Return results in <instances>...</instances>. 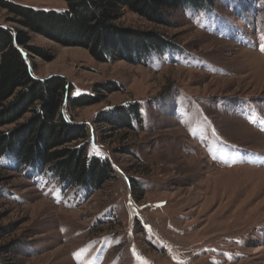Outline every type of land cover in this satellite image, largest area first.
Listing matches in <instances>:
<instances>
[{
    "label": "rangeland",
    "instance_id": "rangeland-1",
    "mask_svg": "<svg viewBox=\"0 0 264 264\" xmlns=\"http://www.w3.org/2000/svg\"><path fill=\"white\" fill-rule=\"evenodd\" d=\"M117 24L170 45L141 63H99L77 44L28 33L51 58L22 49L32 77L72 86L60 112L85 126L87 158L111 174L95 189L1 157L0 264H264V0L169 11L162 25L124 10ZM0 26L19 29L1 8ZM95 95L101 103L72 110V99ZM122 107L138 111L132 130L104 120Z\"/></svg>",
    "mask_w": 264,
    "mask_h": 264
},
{
    "label": "trees",
    "instance_id": "trees-1",
    "mask_svg": "<svg viewBox=\"0 0 264 264\" xmlns=\"http://www.w3.org/2000/svg\"><path fill=\"white\" fill-rule=\"evenodd\" d=\"M216 0H64L66 9L54 12L0 0V8L13 15L19 29L0 26V127L14 123L27 113V126L0 135V158L9 155L21 165L50 167L59 179L99 189L110 179L109 164L87 158L84 125L68 122L60 110L72 86L64 78L34 79L22 49L50 61L42 51L28 46V33H48L60 43L77 44L99 63L143 60L170 45L157 33L126 31L119 24L127 10L155 25L165 22V13L188 7L200 9ZM117 91L115 87L106 90ZM102 102V97L79 96L71 100L72 110ZM136 107L114 110L104 118L111 127L132 130L130 113ZM74 144L73 146H69Z\"/></svg>",
    "mask_w": 264,
    "mask_h": 264
},
{
    "label": "bare ground",
    "instance_id": "bare-ground-1",
    "mask_svg": "<svg viewBox=\"0 0 264 264\" xmlns=\"http://www.w3.org/2000/svg\"><path fill=\"white\" fill-rule=\"evenodd\" d=\"M256 56H257V54H256Z\"/></svg>",
    "mask_w": 264,
    "mask_h": 264
},
{
    "label": "snow or ice",
    "instance_id": "snow-or-ice-1",
    "mask_svg": "<svg viewBox=\"0 0 264 264\" xmlns=\"http://www.w3.org/2000/svg\"><path fill=\"white\" fill-rule=\"evenodd\" d=\"M262 50H264V49H262Z\"/></svg>",
    "mask_w": 264,
    "mask_h": 264
}]
</instances>
